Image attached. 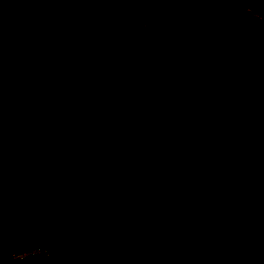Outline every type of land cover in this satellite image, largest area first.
Returning a JSON list of instances; mask_svg holds the SVG:
<instances>
[{"label": "trees", "instance_id": "trees-1", "mask_svg": "<svg viewBox=\"0 0 264 264\" xmlns=\"http://www.w3.org/2000/svg\"><path fill=\"white\" fill-rule=\"evenodd\" d=\"M12 1L17 3L16 14ZM47 1L53 10L47 11ZM93 2L0 0V100L16 96L26 82L13 64L22 44L57 67L66 63L79 67L97 57L114 65H133L137 45L131 22L144 15L135 4H128L125 11L111 4L97 13ZM77 13L88 18L86 26L79 27ZM156 18L164 25L151 34L153 56L144 65L152 79L162 75L165 48L183 56L197 50L211 65L237 69L234 85L242 97L251 91L252 101L264 100V0H171ZM87 26L88 37L81 41L80 32ZM81 56L85 61L80 62ZM89 71L87 66L88 77ZM56 78L71 92L66 80ZM159 84L163 87L164 82ZM101 112L79 117L87 122L83 131L64 128L37 140L32 137L52 128L33 101L21 103L15 115L0 122V139L30 138L5 147L17 166L0 162V264H92L96 254L108 253L115 242L134 241L121 219L84 203L68 208L77 213V230L56 227L63 207L53 205L55 196L143 199L157 205L162 225L184 231L193 249L199 246L203 228L178 213L191 202L189 166L163 153L150 108L127 101L116 115ZM37 247L52 255L8 259L13 252ZM217 264H264V163L232 216Z\"/></svg>", "mask_w": 264, "mask_h": 264}, {"label": "rangeland", "instance_id": "rangeland-1", "mask_svg": "<svg viewBox=\"0 0 264 264\" xmlns=\"http://www.w3.org/2000/svg\"><path fill=\"white\" fill-rule=\"evenodd\" d=\"M170 1L94 0L97 13L111 4L124 11L128 4H135L138 12L144 15L131 22L135 30L133 42L137 45L133 65H114L97 57L79 67L68 63L57 67L51 59L43 58L34 48L22 44L15 53L13 64L16 72L25 75L26 82L16 96L0 100V122L15 115L21 103L33 101L42 108L52 128L47 134L32 137L37 140L64 128L77 132L85 130L87 122L78 119L94 110H101L103 116L116 115L121 104L127 101L148 106L163 153L187 163L191 172L188 187L191 202L178 211L179 216L204 231L216 195L243 144L264 123V100L252 101L251 91L249 97H242L234 85L237 69L229 65H211L197 50L183 56L165 48L160 58L162 75L152 79V73H147L144 66L153 56L151 46L155 41L151 34L163 27L164 21L157 19L156 14ZM12 2L13 14H16L18 9L14 5L17 3ZM45 8L51 11L54 6L47 1ZM75 21L83 27L88 18L77 13ZM88 31L87 26L80 32L81 41H86ZM80 58V62L85 61L86 56ZM87 66L90 77L84 72ZM56 77L66 80L71 92ZM159 81L164 82L163 87ZM28 139H0V162L17 166L16 157L5 147ZM52 203L63 207L55 219L58 228L77 230L80 225L77 213L68 208L83 203L114 214L128 227L134 241L130 245L115 242L108 253L96 254L92 264L193 262L195 249L188 235L162 225L157 205L150 206L143 199L76 200L71 196H55ZM7 206L12 208V202L9 201ZM39 250L36 253L45 257L52 255L49 249ZM21 253H11L9 261L22 259Z\"/></svg>", "mask_w": 264, "mask_h": 264}, {"label": "water", "instance_id": "water-1", "mask_svg": "<svg viewBox=\"0 0 264 264\" xmlns=\"http://www.w3.org/2000/svg\"><path fill=\"white\" fill-rule=\"evenodd\" d=\"M264 163V123L248 140L224 179L204 226L192 264H217L232 216Z\"/></svg>", "mask_w": 264, "mask_h": 264}, {"label": "built area", "instance_id": "built-area-1", "mask_svg": "<svg viewBox=\"0 0 264 264\" xmlns=\"http://www.w3.org/2000/svg\"><path fill=\"white\" fill-rule=\"evenodd\" d=\"M39 249H40V247H37V248H34V249L29 250V251H27V252H23V253H21V254L24 255V256H26L27 254H30V253H36L37 251H38V252L41 251V250H39Z\"/></svg>", "mask_w": 264, "mask_h": 264}]
</instances>
